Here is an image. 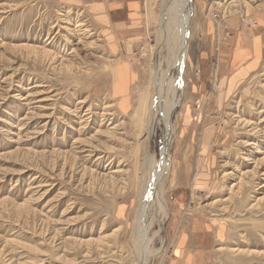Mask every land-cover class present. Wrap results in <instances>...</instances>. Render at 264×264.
Segmentation results:
<instances>
[{
    "label": "rangeland",
    "instance_id": "obj_1",
    "mask_svg": "<svg viewBox=\"0 0 264 264\" xmlns=\"http://www.w3.org/2000/svg\"><path fill=\"white\" fill-rule=\"evenodd\" d=\"M85 1L0 0V264H136L142 188L170 146L148 264H264V47L250 76L236 77L244 61H233L236 36L264 39V0H236L231 17L233 0H186L189 59L171 143L161 117L148 125L144 114L177 40L161 20L168 0H146L129 63L143 60L147 78L120 104L98 84L115 59ZM80 20L86 38L71 32ZM220 69L234 85L219 87Z\"/></svg>",
    "mask_w": 264,
    "mask_h": 264
},
{
    "label": "bare ground",
    "instance_id": "obj_2",
    "mask_svg": "<svg viewBox=\"0 0 264 264\" xmlns=\"http://www.w3.org/2000/svg\"><path fill=\"white\" fill-rule=\"evenodd\" d=\"M232 3H237V1L233 0L231 2V4L229 3L230 4L229 7H227V12L229 13L228 16H230V17L237 14V12L233 11V9H235L237 6L232 5ZM164 4H166V2ZM217 4H219L220 7L224 8V4H221V3H217ZM162 6L164 9V5H162ZM186 9H187L186 0H168L167 4L165 5V10H164L165 15L162 17L161 20H163L164 22H167V20H168V24L166 23L167 29L170 32H176L177 40L174 43H172L171 46H169V49L173 50L174 53H173V58H172L171 62H169L170 64H169V68L166 72V76L163 77L164 79L162 80V76L158 75V71H156V73H154V77H152L153 78L152 79V84H153L152 86H154V88L157 90V99L155 98L156 104H155V102L153 103V101L151 100L152 101L151 103L148 104L146 102L147 105L144 106V114L147 113V111H148V113H147L148 114V122H149V123L147 122L148 125L153 124V122L155 121V118H157V116L161 117V121H162V124L164 125L166 133L170 137L169 143H171V140L173 141V138H174V136H173L174 129H173V124H172V117H173V113L176 111L175 108H177V106L180 102V97H181L180 92H181V89H183V87H184V84H182V79L184 78L185 68L187 67V63H188V59H189V47H190L189 44H190V34H191L190 31H191V23H192L191 21L193 19V14L191 15L190 13H187ZM225 10H226V7H225ZM232 12L234 14H232ZM71 32H73V34L78 33V36L81 35L80 37L86 38L89 35L90 30H88L87 24H85L83 21L80 20L77 22L75 29ZM164 36H166V35H164ZM47 41H49V39ZM21 47L28 49V50H31V51H34L35 49H37L36 46L34 47L32 45H29V44H23V45L21 44ZM43 55L49 57L48 59H52V60H54L56 57L55 55L52 54V52H50V50L44 51ZM170 70H176L178 73L177 77L175 79L166 80V77H167ZM122 80L123 81L121 82V90L124 91L126 89V86H127V79H125V77L123 76ZM151 90H153V89L151 88ZM148 95L152 97V95H150V93ZM37 96H39V95L34 96V95L30 94V95H28V97H27L28 99L26 101L30 100L32 102ZM154 96H155V94H154ZM23 100L24 99H22V101ZM166 100H168V101H166ZM44 101L45 100L37 101V102H44ZM35 103L36 102H34L33 104H35ZM86 103H87L86 100H80L78 105H82V104L84 105ZM153 106H155V110H154L155 113L154 114L152 111ZM109 107H111V106H106L105 109L108 110ZM91 115H92V110L89 109V110H87V113L84 114L83 116L84 117L87 116L90 118ZM103 116L111 117L112 114H110L108 112H104ZM26 117H25V119H26ZM109 122H110L109 125H111L112 124L111 120ZM148 125L145 127V133L147 135H150L151 130L148 128ZM144 126H142V127H144ZM113 129L115 130L116 128L113 127L112 130ZM143 129L144 128H142V131H143ZM22 130L23 129H21V131ZM254 130L255 129L253 128V131ZM97 134H101V133L97 132ZM78 143H79V141H78ZM249 146H251V145L249 144ZM91 148L94 150L93 153L100 151L98 149V147H91ZM170 149H171V146L163 154V157L160 161L158 159H153L152 160L153 162L151 161L152 163H151V167L149 166L150 171H149L148 182H147L145 188L144 189L142 188L141 199L139 201V210L137 211V214H136L137 240H136L135 245L137 246L136 249L138 250L137 251L138 253H137L136 264H148L149 259L153 253L152 252L153 243H154V240H155L157 234L153 235L151 231H152V226H153L155 220L159 217L160 210H161V200L159 197L160 189H161V183H162L163 179L169 173L172 172V169H173V162H172L171 155H170ZM100 158H102V156H100L98 159H100ZM150 159H152V158H150ZM119 173H124V172L122 170L113 171V174H119ZM217 202H220V200H215L213 204H215ZM234 251H236V248L234 249ZM237 251H238V249H237ZM239 252H240V250H239Z\"/></svg>",
    "mask_w": 264,
    "mask_h": 264
},
{
    "label": "crops",
    "instance_id": "obj_3",
    "mask_svg": "<svg viewBox=\"0 0 264 264\" xmlns=\"http://www.w3.org/2000/svg\"><path fill=\"white\" fill-rule=\"evenodd\" d=\"M85 4L91 13L93 12L97 18L102 20V24H100L105 28L109 52L112 58L115 59L113 60L114 64L110 65V70L107 71L106 80L98 81V84L102 85L106 90L108 89V93L115 100H118L119 104L127 98L130 101V90L141 80L143 81L144 77L147 78L148 74L146 67L143 65V60L140 68H134L129 63L134 48L138 44V33H141L145 28L146 0H86ZM120 36L125 37L126 41L121 43ZM257 39L260 41H257ZM263 40L262 36L254 37L253 40H249L246 35L235 37L233 44L236 50L233 61L235 63L244 61L236 77L250 76L261 67ZM137 63V65H140V62ZM114 70L118 72L117 77L113 76ZM219 73L221 76L219 81L220 88L235 83L236 77L231 82H228V79L224 78L226 72L220 69ZM123 76L127 79L128 84L125 91L121 90Z\"/></svg>",
    "mask_w": 264,
    "mask_h": 264
}]
</instances>
